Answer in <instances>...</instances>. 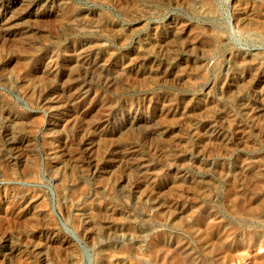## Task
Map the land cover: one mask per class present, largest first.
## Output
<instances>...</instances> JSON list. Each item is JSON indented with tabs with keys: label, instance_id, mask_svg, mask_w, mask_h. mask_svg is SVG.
<instances>
[{
	"label": "rangeland",
	"instance_id": "obj_1",
	"mask_svg": "<svg viewBox=\"0 0 264 264\" xmlns=\"http://www.w3.org/2000/svg\"><path fill=\"white\" fill-rule=\"evenodd\" d=\"M0 221V264H264V0H0Z\"/></svg>",
	"mask_w": 264,
	"mask_h": 264
},
{
	"label": "bare ground",
	"instance_id": "obj_2",
	"mask_svg": "<svg viewBox=\"0 0 264 264\" xmlns=\"http://www.w3.org/2000/svg\"><path fill=\"white\" fill-rule=\"evenodd\" d=\"M250 20H251V19H250ZM251 23H252V22H251ZM13 117H14V114H13ZM135 159H136V158H135ZM27 203H28V202H27ZM12 206H13V205H12ZM8 208H9V207H8ZM6 211H7V210H6ZM20 211H21V210H20ZM20 211H19V212H20ZM16 212H17V211H16ZM4 213H5V212H4ZM32 214H33V213H32ZM77 214H78V213H77ZM5 216H6V215H5ZM29 216H30V215H29ZM1 217H2V216H1ZM10 217H11V216H10ZM16 217H20V215L17 214ZM216 217H217V216H216ZM23 219H25V218H23ZM19 220H20V219H19ZM28 220H29V219H28ZM88 221H89V220H88ZM171 221H172V220H171ZM0 222H1V221H0ZM20 222H21V220H20ZM2 223H3V222H2ZM64 223H65V222H64ZM65 225H66V224H65ZM67 229L70 230L69 228H67ZM223 230H224V229H223ZM70 231L73 233V234L71 233V234L73 235L72 238H74V239L77 240V241H80V238H79V236L76 234V232L73 231V230H70ZM129 233H130V232H129ZM168 234H169V233H168ZM46 235H47V234H46ZM44 236H45V235H44ZM64 236H65V235H64ZM64 236H62V237H64ZM167 236H168V235H167ZM172 236H173V235H172ZM207 236H208V235H207ZM50 237H51V236H50ZM60 237H61V236H60ZM69 238H70V237H69ZM155 238H157L156 240H158V242L155 243V244H156L155 247H157V249H158L157 253L160 252V251H165V252L167 251L166 253H169V254H170V252L173 253V252H172V248H170V247H172V244H171V242H170V239H171V238H167L165 234H158ZM57 239H58V238H57ZM148 239H149V238H148ZM148 239H147V240H148ZM54 240H55V239H54ZM173 240H174V239H173ZM150 241H153V240H150ZM221 241H222V240H221ZM221 241H220L219 243H222V244L225 243V242H221ZM45 242H46V241H45ZM139 242H140V241H139ZM61 243H63V245L65 246L66 244L69 245V244H71L72 242H70L69 240H66V239H65V240H61ZM61 243H60V244H61ZM148 243H149V242H148ZM182 243H183V241H182ZM219 243H218V244H219ZM138 244H139V243H138ZM149 244H150V243H149ZM205 244H206V243H205ZM57 245H58V244H57ZM57 245H56V246H57ZM68 245H67V246H68ZM74 245H75V244H74ZM173 245H174V244H173ZM176 245H177V244H176ZM211 245H212V244H211ZM53 246H54V244H53ZM72 246H73V245H72ZM72 246H69V247H72ZM178 246H179V245H177V247H178ZM180 246H181V245H180ZM258 246H259V245H258ZM134 247H135V246H134ZM137 247H138V245H137ZM150 247H153V246H150ZM150 247H149V248H150ZM214 247H215V246H214ZM220 247L222 248V245H221ZM259 247H260V246H259ZM67 248H68V247H67ZM138 248H139V247H138ZM140 248H141V247H140ZM173 248H174V247H173ZM209 248H210V247H209ZM58 249H59V247H58ZM64 249H65V248H64ZM73 249H74V248H73ZM145 249H146V248H145ZM145 249H144V250H145ZM152 249H153V248H152ZM175 249H176V248H175ZM238 249H239V248H238ZM131 250H132V249H131ZM134 250H135V249H134ZM141 250H142V249H141ZM209 250H210V249H209ZM209 250L206 251V252H210ZM223 250H224V249H223ZM249 250H250V249H249ZM61 251H62V250H61ZM145 251H146V250H145ZM148 251H149V250H148ZM150 251H151V250H150ZM150 251H149V252H150ZM175 251H176V250H175ZM180 251H181V250H180ZM220 251H221V250H220ZM220 251H219V252H220ZM235 251H238V250H235ZM122 252H123V251H122ZM133 252H135V251H133ZM133 252H131V253H133ZM178 252H179V251H178ZM223 252H224V251H223ZM227 252H229V251H227ZM247 252H249V251H247ZM259 252H260V251H259ZM57 253H58V252H57ZM123 253H126V252H123ZM136 253H137V252H136ZM166 253H165L164 255H166ZM190 253H191V252H190ZM231 253H232V252H231ZM234 253H235V252H234ZM257 253H258V252H257ZM144 254H145V253H144ZM144 254H143V255H144ZM209 254H210V253H209ZM213 254H214V253H213ZM247 254H248V253H247ZM136 255H137V254H136ZM145 255H146V254H145ZM145 255H144V256H145ZM172 255H173V254H172ZM187 255H188V253H187ZM220 255H221V254H220ZM226 255H227V254H226ZM226 255H225V257H226ZM236 255H237V254H236ZM241 255H242V253H241ZM245 255H246V254H245ZM245 255H244V256H245ZM249 255H250V252H249ZM249 255H248V256H249ZM252 255H253V254H252ZM58 256H59V253H58ZM86 256H87V254H86ZM113 256H114V255H113ZM144 256H142V257L145 258L146 256H145V257H144ZM156 256H157V255H155V257H156ZM181 256H182V255H181ZM184 256H185V255H184ZM193 256H195V255H193ZM223 256H224V255H223ZM237 256H238V255H237ZM244 256H243V257H244ZM61 257H62V256H61ZM159 257H160V256H159ZM171 257H172V256H171ZM205 257H206V256H205ZM212 257L214 258V259L212 258V259H213L212 262H213V264H214V261H215L216 257H215V256H212ZM75 258H76V257H75ZM131 258H132V257H131ZM163 258H164V257H162V259H163ZM167 258H168V257H167ZM173 258H174V257H173ZM173 258H171V259H173ZM206 258H207V257H206ZM219 258H220V257H219ZM219 258H218V261H219ZM229 258H230V256H229ZM247 258H248V257H247ZM107 259H108V258H107ZM158 259L160 260V258H158ZM177 259H178V261L176 262V264H182L181 261H183V259L180 260V257H179V256H177ZM185 259H187V258H185ZM190 259H191V257H190ZM192 259H193V258H192ZM209 259H210V258H209ZM212 259H211V260H212ZM230 259H231V258H230ZM230 259H229V260H230ZM232 259H233V258H232ZM236 259H237V258H236ZM244 259H245V258H244ZM248 259H249V258H248ZM255 259H256V258H255ZM55 260H56V259H55ZM76 260H78V259H74L73 256H70V255H69V256L67 257V259H66L67 262H72V263H75V264H76ZM141 260H142V259H141ZM167 260H168V259H167ZM221 260H222V258H221ZM223 260H224V259H223ZM245 260H246V259H245ZM253 260H254V258H253ZM257 260H259V259H257ZM63 261H64V260H63ZM90 261H91V259H89V264H90ZM104 261H105V260H104ZM106 261H107V260H106ZM160 261L162 262L163 260H160ZM175 261H176V258H175ZM186 261H187V260H186ZM191 261H192V260H191ZM197 261H198V257H197ZM201 261H202V260H201ZM227 261H228V260H227ZM230 261H231V260H230ZM232 261H233V260H232ZM251 261H252V258H251ZM255 261H256V260H255ZM255 261H252V262L255 263ZM51 262H52V260H51ZM53 262H54V261H53ZM77 262H78V261H77ZM137 262H138V261H137ZM140 262H141V261H140ZM158 262H159V261H158ZM169 262H170V261H169ZM199 262H200V261H199ZM216 262H217V260H216ZM222 262H223V261H222ZM259 262H261V259H260ZM259 262H258V263H259ZM78 263H79V262H78ZM101 263H102V262H101ZM109 263H110V262H109ZM163 263H164V262H163ZM194 263H195V261H194ZM256 263H257V262H256ZM49 264H50V263H49ZM51 264H52V263H51ZM130 264H132V263H130ZM138 264H139V263H138ZM153 264H154V263H153ZM155 264H156V263H155ZM171 264H172V263H171ZM188 264H189V263H188ZM226 264H227V263H226ZM228 264H229V263H228Z\"/></svg>",
	"mask_w": 264,
	"mask_h": 264
}]
</instances>
